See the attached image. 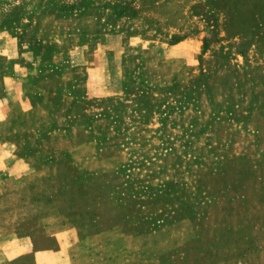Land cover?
I'll return each instance as SVG.
<instances>
[{
	"label": "rangeland",
	"instance_id": "obj_1",
	"mask_svg": "<svg viewBox=\"0 0 264 264\" xmlns=\"http://www.w3.org/2000/svg\"><path fill=\"white\" fill-rule=\"evenodd\" d=\"M6 88L13 264H264V0H0Z\"/></svg>",
	"mask_w": 264,
	"mask_h": 264
},
{
	"label": "crops",
	"instance_id": "obj_2",
	"mask_svg": "<svg viewBox=\"0 0 264 264\" xmlns=\"http://www.w3.org/2000/svg\"><path fill=\"white\" fill-rule=\"evenodd\" d=\"M23 94L19 93L18 91L14 92L11 91L10 89L7 90L3 89V93L0 92V118L2 116H6L8 114V106L9 102H12L13 100L16 102V100H20L22 98ZM8 144V141L2 140L0 138V146ZM8 238V235H0V242L4 243H9V242H17L20 240H23L25 236L23 235L22 237H16L15 235L11 236ZM5 247L7 246L6 244H3ZM20 254H26L25 251H9L7 248H2L0 247V264H13L11 261L12 258L15 256H19ZM36 256V255H35Z\"/></svg>",
	"mask_w": 264,
	"mask_h": 264
}]
</instances>
